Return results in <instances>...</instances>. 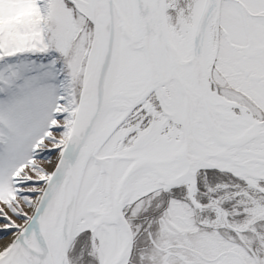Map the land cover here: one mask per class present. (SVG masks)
I'll use <instances>...</instances> for the list:
<instances>
[{
	"label": "snow or ice",
	"instance_id": "1",
	"mask_svg": "<svg viewBox=\"0 0 264 264\" xmlns=\"http://www.w3.org/2000/svg\"><path fill=\"white\" fill-rule=\"evenodd\" d=\"M0 264H264V0H0Z\"/></svg>",
	"mask_w": 264,
	"mask_h": 264
}]
</instances>
